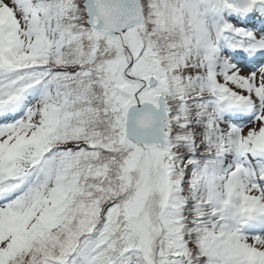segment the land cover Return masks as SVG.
I'll return each mask as SVG.
<instances>
[{"label":"snow or ice","instance_id":"1","mask_svg":"<svg viewBox=\"0 0 264 264\" xmlns=\"http://www.w3.org/2000/svg\"><path fill=\"white\" fill-rule=\"evenodd\" d=\"M0 264H264V0H0Z\"/></svg>","mask_w":264,"mask_h":264}]
</instances>
